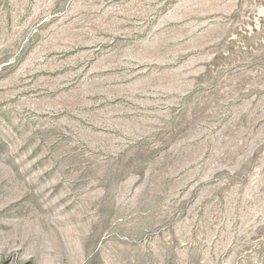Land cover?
Wrapping results in <instances>:
<instances>
[{
  "label": "rangeland",
  "instance_id": "374dc122",
  "mask_svg": "<svg viewBox=\"0 0 264 264\" xmlns=\"http://www.w3.org/2000/svg\"><path fill=\"white\" fill-rule=\"evenodd\" d=\"M0 264H264V0H0Z\"/></svg>",
  "mask_w": 264,
  "mask_h": 264
}]
</instances>
